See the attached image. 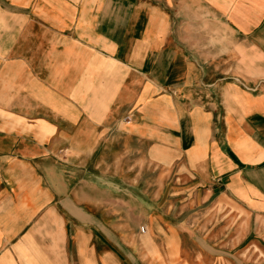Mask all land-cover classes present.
<instances>
[{
  "label": "crops",
  "instance_id": "1",
  "mask_svg": "<svg viewBox=\"0 0 264 264\" xmlns=\"http://www.w3.org/2000/svg\"><path fill=\"white\" fill-rule=\"evenodd\" d=\"M262 223L264 0H0V264H264Z\"/></svg>",
  "mask_w": 264,
  "mask_h": 264
},
{
  "label": "rangeland",
  "instance_id": "2",
  "mask_svg": "<svg viewBox=\"0 0 264 264\" xmlns=\"http://www.w3.org/2000/svg\"><path fill=\"white\" fill-rule=\"evenodd\" d=\"M163 192H164V190H163ZM159 202H161L162 204H164V202L163 201H158V203ZM176 204H178V205H176L177 206V208H179L180 207V204H179V201H177L176 202ZM164 206L162 205L161 207H159L158 206V212H164V208H163ZM176 208V207H175ZM172 219H179V216H174V217H172ZM145 220H146V218L145 217H141V222L142 223H144L145 222ZM243 222H244V217L243 218H238V223H237V227H238V229H239V231L240 230H242V232H238L236 235H238V240H239V243L237 244V252L240 254L241 253V255L240 256H242L243 257V253H244V250H245V248H244V240H245V238H244V236H245V232L243 231V229H244V227H243ZM141 223V224H142ZM225 223V222H224ZM224 223H222V224H224ZM241 223H242V225H241ZM255 227V226H254ZM257 227H258V229L256 230V231H254V228H253V239H257L258 241H261V240H263L264 241V239L261 237V234H262V232L261 231H263L264 230V223H262V229L261 230H259V224H257ZM249 236H250V232L249 233H247ZM189 236H195V234H188ZM204 235H207V236H209L208 234H204ZM222 237H224V235H222L221 236V238ZM223 247V246H222ZM221 247V249L223 250V254L224 255H227L226 253H232V252H230V249L229 248H222ZM217 248H220L219 246H217ZM226 250V251H225ZM226 253H225V252ZM255 253H257V256H259V258H260V255H259V249H256L255 251H254ZM231 256V255H230ZM239 256V255H238ZM256 256V255H255ZM256 256V257H257ZM258 258H254V260H257ZM237 261H240V259L239 258H237ZM254 262H256V261H254ZM264 262V261H263ZM257 264H260V261H258V262H256ZM237 264H243V263H241V262H238Z\"/></svg>",
  "mask_w": 264,
  "mask_h": 264
},
{
  "label": "built area",
  "instance_id": "3",
  "mask_svg": "<svg viewBox=\"0 0 264 264\" xmlns=\"http://www.w3.org/2000/svg\"><path fill=\"white\" fill-rule=\"evenodd\" d=\"M147 230H148V228H147L146 225H142V226H141V231H142L143 233L147 232Z\"/></svg>",
  "mask_w": 264,
  "mask_h": 264
}]
</instances>
